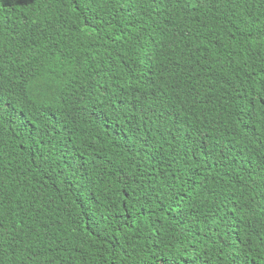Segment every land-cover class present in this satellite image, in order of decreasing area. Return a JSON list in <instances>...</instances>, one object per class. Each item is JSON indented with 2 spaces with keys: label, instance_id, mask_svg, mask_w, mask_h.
Segmentation results:
<instances>
[{
  "label": "trees",
  "instance_id": "obj_1",
  "mask_svg": "<svg viewBox=\"0 0 264 264\" xmlns=\"http://www.w3.org/2000/svg\"><path fill=\"white\" fill-rule=\"evenodd\" d=\"M263 126L264 0H0V264H264Z\"/></svg>",
  "mask_w": 264,
  "mask_h": 264
},
{
  "label": "clouds",
  "instance_id": "obj_2",
  "mask_svg": "<svg viewBox=\"0 0 264 264\" xmlns=\"http://www.w3.org/2000/svg\"><path fill=\"white\" fill-rule=\"evenodd\" d=\"M149 36V32H147V31H142L141 33H139V34H135V35H133V38H134V40L136 41V43H138V42H141V41H143L145 38H147ZM130 45H135L134 43H131ZM137 46V45H136ZM138 47V46H137ZM264 127V126H263ZM260 189H262V190H264V187H260V186H258Z\"/></svg>",
  "mask_w": 264,
  "mask_h": 264
}]
</instances>
